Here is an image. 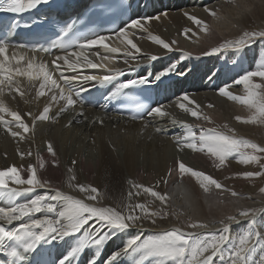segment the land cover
<instances>
[{
	"label": "bare ground",
	"instance_id": "obj_1",
	"mask_svg": "<svg viewBox=\"0 0 264 264\" xmlns=\"http://www.w3.org/2000/svg\"><path fill=\"white\" fill-rule=\"evenodd\" d=\"M260 1L207 0L197 6L196 0H171L164 12L141 16L131 40L115 36L107 47L96 40L91 45L97 47L82 54L47 57L51 73L43 78L20 67L35 59L33 54L0 48V225L5 229L0 251L26 231L39 242L38 256L48 251L55 264H165L138 252L131 240L144 230L178 231L191 238L181 264H264V195L248 188L236 197L223 183L227 164L244 174L251 170L240 158L223 160L236 145L233 139L243 144L257 139L249 119L264 126V27L251 28L245 17L250 5L252 14H264ZM232 4L240 10L248 6L235 27L215 22ZM239 29H247L246 37L228 33ZM253 52L260 63L247 66L244 57ZM177 54L221 69L233 62L232 75L239 65L255 70L240 79L255 84L257 96L243 84L236 88L224 78L206 79L213 70L202 79L199 70L192 79L188 75L185 88L189 83L180 79L185 73ZM97 67L106 68L99 77L109 82L170 80L179 94L140 121L105 107L83 109L77 95L98 84L92 79ZM148 206L158 214L156 223L145 219ZM255 207L262 210L249 214ZM179 215L193 218L200 229L179 222ZM226 216L232 220L226 222ZM121 221L135 228L121 232L113 226ZM101 229H110L112 239L97 236ZM211 235L213 243L206 239Z\"/></svg>",
	"mask_w": 264,
	"mask_h": 264
},
{
	"label": "rangeland",
	"instance_id": "obj_2",
	"mask_svg": "<svg viewBox=\"0 0 264 264\" xmlns=\"http://www.w3.org/2000/svg\"><path fill=\"white\" fill-rule=\"evenodd\" d=\"M250 3H255V4L258 3L259 4V3H261V1L260 0H255V1L250 0ZM262 4L264 5V3H262ZM233 6H235V5H233V4L229 5L228 10L230 9L231 11L222 13L223 15H218L215 18V22L225 20L224 26L235 27L234 26L235 22L242 15L241 12L245 11V9H247L248 6L246 8H244L243 10H240V8H238V7H236V8H238V9H236ZM238 6H241V5H238ZM249 7H250V11L247 13L248 15L246 14L247 16H245V17H247V19L250 20L249 22H251L250 24H252L251 28H253V26L259 27V24H262V26L264 27V21H263V23H261V22L259 23V21H258L259 17H261V16L264 17V14H262L260 16L258 14H256V15L252 14L251 10L253 9V5H250ZM226 14H228V15L225 16ZM246 30L241 31V29H239L238 31H236V30L232 31V32L229 31L228 33H230L231 35H234V36L236 35L235 37H237V36L246 37V32H245ZM242 34H244L245 36ZM228 65H231L230 61H229ZM231 77H234V76L232 75ZM236 79H234L233 81H230L237 86L236 88H238V87L241 88L244 85V87H246V88L248 87V89L250 90L249 87H251L250 91L252 92L255 90L254 93L253 92L252 93H253V95H256L255 92L257 93L258 92L257 90H259V89L256 87L255 84H253L252 82L249 81L252 84L251 85L248 82V80H246L248 82V83H246V81L244 82L245 79L244 80L240 79V78H236ZM4 80H6V79H4ZM226 82H229V81H226ZM241 84H243V85L239 86ZM248 84H249V86H248ZM223 85H226V83H224ZM251 96H252V94H251ZM235 110L237 112H239L240 106H238ZM246 120H248V119H246ZM248 123L250 124V127H252L250 129V131H252L255 134L257 139H252V142L247 140V142H249L250 144L246 143V142H245V144H243L242 141H240L238 139H233L234 141H237L236 145L232 146L233 150L231 152L223 153V157H224L223 160L224 161L231 163V161L234 158H240L241 164L245 165L246 167L249 166L251 168V170L249 172L244 174V172L238 171L235 166H232L230 164H227L229 166L226 165V167H227L226 172L227 173L224 175L225 181H223V183L225 185L229 186L231 188V190H233L232 194L234 193L233 196H236V197L242 196V195L245 196L247 194L248 188H249V190H252L255 195H261V194L264 195V126L263 125L259 126V124L255 126V123L252 121V119H251V121L249 119ZM259 127H261V129ZM254 134H253V136H254ZM256 137H254V138H256ZM239 149H240V151H239ZM246 185H247V187H246ZM145 203L147 205H153V203H149V202H145ZM129 208H131V207L129 206ZM149 208H146L148 210L145 211V219H146V221H148V223H152V224L156 223V221L158 219V214L153 212L154 208L151 207L152 210H150L151 208L150 209ZM260 210H262L260 207H255L253 211H248V213L250 212L249 214H254L253 213L254 211L257 212ZM126 213H127V211L125 212V215H126ZM133 216H134V218L135 217L138 218V215L133 214ZM163 216L166 219L167 213L165 212ZM178 219H179V222L184 221L183 223L189 227L200 229L199 228L200 227L199 222H196V224H195V220L193 218L190 219L186 215H184V216L179 215ZM225 219H226V222H230L232 220L230 217L228 218L227 216L225 217ZM136 221H137V219H136ZM89 222H91V220H89ZM131 222L134 226L137 225L134 220ZM91 225H92V222H91ZM113 226L119 227L121 232H126L124 229H127V231L132 232V229L135 228V227H129L128 225H126V222H122L120 224H115ZM92 227H93V225H92ZM193 228H191V229H193ZM109 232H110V229H101L99 232V233H101V235H97V236H99V237L104 236L105 241L111 240L112 236L110 237ZM218 238H220V239L217 242H215V244L218 243L219 241H221L220 235L218 236ZM190 239L191 238L183 236L182 233H179L178 231L166 232L163 234H159V233H151L148 230H144V232H142V233L138 232L136 235H134L132 240H131V243H132L133 248H135L138 252L148 253L151 256L155 257L156 259L164 262L165 264H181L185 260L184 256H186L187 251H189L188 249H190ZM206 239L207 240L209 239V241H212V243L214 241L213 235H211L210 237H208ZM115 253H118V251H116ZM252 257L256 259L255 255ZM252 257L249 258L251 262L253 261Z\"/></svg>",
	"mask_w": 264,
	"mask_h": 264
}]
</instances>
